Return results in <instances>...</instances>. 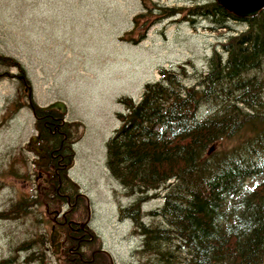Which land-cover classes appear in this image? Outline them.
<instances>
[{
	"label": "trees",
	"instance_id": "obj_1",
	"mask_svg": "<svg viewBox=\"0 0 264 264\" xmlns=\"http://www.w3.org/2000/svg\"><path fill=\"white\" fill-rule=\"evenodd\" d=\"M191 1L166 6L141 0L143 11L120 39L137 45L165 21L193 29L204 21L205 31L221 36L202 71L192 61L162 67L159 80L144 86L140 101L118 100L126 112L117 114L120 127L107 143L106 167L126 195L136 199L119 206L117 217L130 221L141 239L137 264H264V8L244 16L220 0ZM0 67L5 68L0 81L28 82V71L18 60L0 55ZM11 106L13 114L24 107L34 113L36 148L49 158L45 169L54 187L44 193L49 204L35 188L12 201L0 213V222L21 221L33 209L57 204L70 207L68 220L79 212L85 222L86 200L69 179L72 145L82 123L44 110L29 97ZM8 174L31 180L16 167ZM154 199L160 204L144 210ZM73 229L66 263L111 264L96 238ZM47 242V236L25 240L0 264H12L21 253L25 264H43Z\"/></svg>",
	"mask_w": 264,
	"mask_h": 264
},
{
	"label": "rangeland",
	"instance_id": "obj_2",
	"mask_svg": "<svg viewBox=\"0 0 264 264\" xmlns=\"http://www.w3.org/2000/svg\"><path fill=\"white\" fill-rule=\"evenodd\" d=\"M152 2L174 6L194 1ZM142 9L141 0H0V55L18 60L28 71V82L0 81V186H4L0 187V213L35 188H41L37 194L49 204L44 193L49 185L54 187V178L45 169L49 159L36 148L34 113L28 107L12 113L11 103H25L28 97L43 108L62 101L69 109V120L82 123L80 137L72 145L75 159L69 179L87 203L85 222L79 212L68 220L70 207L60 204L33 209L21 221H1L0 261L9 258L17 244L47 236L43 264H70L66 247L74 226L85 230L91 240L96 238L95 244L112 256L114 264L139 263L141 239L130 221L120 222L117 217L119 206H128L136 197L127 196L106 167L107 143L120 127L117 114L125 111L118 100H139L144 86L159 79L157 70L162 67L192 61L202 71L221 37L205 31L204 21L197 29L165 21L153 26L137 45L120 41ZM15 167L31 180L9 175ZM159 204L154 199L144 210ZM21 254L12 264L26 263V255Z\"/></svg>",
	"mask_w": 264,
	"mask_h": 264
},
{
	"label": "water",
	"instance_id": "obj_3",
	"mask_svg": "<svg viewBox=\"0 0 264 264\" xmlns=\"http://www.w3.org/2000/svg\"><path fill=\"white\" fill-rule=\"evenodd\" d=\"M220 1L231 11L239 12L244 16L255 15L264 8V0H220ZM43 109L57 110L62 112L64 115L68 113V107L62 101L54 102ZM51 240L53 243L55 242L54 235L51 236ZM112 264H114L113 260H112Z\"/></svg>",
	"mask_w": 264,
	"mask_h": 264
},
{
	"label": "bare ground",
	"instance_id": "obj_4",
	"mask_svg": "<svg viewBox=\"0 0 264 264\" xmlns=\"http://www.w3.org/2000/svg\"><path fill=\"white\" fill-rule=\"evenodd\" d=\"M184 23V22H183ZM23 64V63H22ZM163 69V68H162ZM159 80V79H158ZM156 81V80H155ZM140 101V100H139ZM126 112V111H125ZM41 187V186H40ZM41 189V188H40ZM84 198V197H83ZM143 213V212H142ZM66 250H67V247H66Z\"/></svg>",
	"mask_w": 264,
	"mask_h": 264
}]
</instances>
